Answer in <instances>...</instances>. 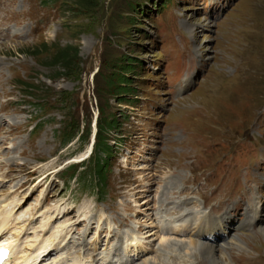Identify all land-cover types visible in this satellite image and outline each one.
<instances>
[{
    "label": "rangeland",
    "instance_id": "1",
    "mask_svg": "<svg viewBox=\"0 0 264 264\" xmlns=\"http://www.w3.org/2000/svg\"><path fill=\"white\" fill-rule=\"evenodd\" d=\"M128 64V92L109 95L105 75ZM98 107L118 124L100 177ZM236 147L253 152L242 172L264 160V0H0V239L20 264H215L187 249L190 227L222 209L211 189L229 174L200 173ZM251 177L260 220L238 232L245 206L232 215L209 240L218 264L264 260V170Z\"/></svg>",
    "mask_w": 264,
    "mask_h": 264
},
{
    "label": "bare ground",
    "instance_id": "2",
    "mask_svg": "<svg viewBox=\"0 0 264 264\" xmlns=\"http://www.w3.org/2000/svg\"><path fill=\"white\" fill-rule=\"evenodd\" d=\"M245 141L251 142L252 144H254L255 148H257L256 143H254L253 141H248V140H245ZM252 154H253V152H251L250 154H245L242 148L236 147L232 152H228V154L226 155V162L227 163L224 167H222L219 170H213L214 173L212 171H209V170L203 171L200 173V178L203 176L205 185L212 184L211 177H213V175H214V177H216L218 175L219 177L217 180L219 182H223L222 176L225 174H229V177L226 179L225 183L224 182L222 184L218 183V184L214 185L213 188L211 189L213 191H215V190L220 191L222 193V195L224 193L225 198H224V200H222V206H221L222 209L217 210L218 208H215L212 206L210 208V211L214 210L213 212H217L216 216H213L212 214L209 213L205 216V218L203 220H198V222L194 223L193 227H190V229H192V233H194V234H193V236L191 234L189 237L187 249L191 250V248H192V249H194V253H196V251H199L200 253L206 254V258L209 260L211 259L212 262H215V264H218V262L213 257V252H214L213 247L218 245V244L213 245L212 242H210V241H216V242L220 241L221 242L223 240V237L226 235L224 231H226V229L229 230L230 226H232V224L234 223V217H232L231 215L236 216L239 213L240 209L243 206H245V209L243 210L244 219L239 220L238 222H236L233 225L234 229L237 230L238 232H243L246 230H249V231L254 230L255 226L258 224V222L260 220L259 216H256V215H261V211H262V202H261V198L259 197V194H260L259 189L256 190L257 196L254 197V196H251V193H250L252 186L246 187L244 185L246 182L252 180V177H251V171L252 170H256L259 172L264 170V166H261V165H264V160L261 161L260 158L256 157L255 162L249 163L251 165L247 164L248 166L246 168L249 170V172H242V170L239 168V166H237L234 163L237 161V160L234 161V159H242V157L248 158ZM263 159H264V157H263ZM249 176H250V178H249ZM241 177H242V179L240 180ZM246 177H248L249 179L247 180ZM243 179H244V181H243ZM256 179L257 178L253 179V182H254L253 186H255V184H256ZM221 186L224 189H222ZM218 188H221V189H218ZM221 193H219L217 195L218 199L221 198ZM213 195L214 194H212V192H210L208 197L212 198ZM2 208H3L2 210H4L3 206H2ZM8 215H10V212H9V214L7 213V214L0 216V228L4 224V221H6ZM22 217H21V219H22ZM15 220H16V218H15ZM225 222H227V224L229 226L226 227ZM252 225H253V229H250V226H252ZM3 227H4V225H3ZM186 227H188V224H184L182 228H177V229L185 230ZM164 238L168 239L167 237H164ZM46 242L47 241L42 240L41 242L36 244L35 249H37V250L41 249L43 251V252H41V250H40V252L36 255V259H37V256L40 255L41 253L46 255L47 253L51 252L52 249H50V248H51L52 244L47 245L48 243H46ZM11 243L10 244H9V242L1 243V241H0V245H4V247L9 249V257H8L9 264H20V261L16 260L17 259L16 253L18 252L19 246L16 243H13V244H11ZM32 243L33 242L31 241V244ZM44 251H46V253H44ZM200 255H202V254H200ZM33 258H35V257H33ZM255 259H257V257H255L254 259H247L244 264H252V261H254ZM24 261H25V258L23 257L21 262H24ZM261 261H262V258H260L259 260H256L255 263L259 264ZM262 263H264V260L262 261ZM74 264H77V263H74Z\"/></svg>",
    "mask_w": 264,
    "mask_h": 264
},
{
    "label": "trees",
    "instance_id": "3",
    "mask_svg": "<svg viewBox=\"0 0 264 264\" xmlns=\"http://www.w3.org/2000/svg\"><path fill=\"white\" fill-rule=\"evenodd\" d=\"M133 6V5H132ZM163 6V5H162ZM71 48L69 47H63L56 51L53 56V62L56 65H59L64 70H69L76 64V57L77 53L73 51L71 54ZM128 60H133V58H128ZM115 68V72H111L110 75H105V82L107 84V93L109 95H112L114 97L118 96L120 99L123 98V95L128 92V85L129 77L127 76L126 72H128L127 66H118V65H112ZM111 68V63H109V69ZM123 94V95H121ZM98 118L96 121V134H95V143H94V151L97 152H103L105 159H102V157L91 156V161H94V170L97 173V176H102L104 173V170L106 167L102 166L105 162H107V158L110 156V152L112 149V146H110L108 143L109 136L108 133L111 132L112 128H115L118 126L117 120L113 117L105 116L103 108L98 107ZM71 125H73L71 123ZM78 128V127H77ZM77 130V129H76ZM88 131V126L86 130V136ZM84 135L83 133L81 136ZM80 136V137H81ZM85 136V135H84ZM75 166V165H73ZM72 166V167H73ZM71 176V175H70Z\"/></svg>",
    "mask_w": 264,
    "mask_h": 264
}]
</instances>
